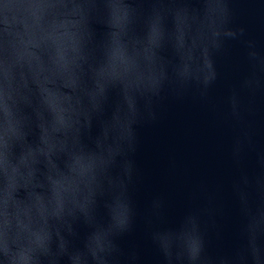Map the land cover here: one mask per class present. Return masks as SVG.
<instances>
[{
	"label": "clouds",
	"instance_id": "1",
	"mask_svg": "<svg viewBox=\"0 0 264 264\" xmlns=\"http://www.w3.org/2000/svg\"><path fill=\"white\" fill-rule=\"evenodd\" d=\"M234 7L233 0H0V264H120L118 240L134 227L136 128L155 119L164 89L172 84L179 94L195 84L205 95L217 79L214 56L234 41L248 64L239 87H264V52L235 22ZM165 43L172 61L161 56ZM227 102L239 121L237 90ZM233 188L240 222L231 255L208 254L201 228L208 210H189L175 226L150 227L163 264H264V177L252 185L254 198ZM160 207L153 199L151 214Z\"/></svg>",
	"mask_w": 264,
	"mask_h": 264
},
{
	"label": "water",
	"instance_id": "2",
	"mask_svg": "<svg viewBox=\"0 0 264 264\" xmlns=\"http://www.w3.org/2000/svg\"><path fill=\"white\" fill-rule=\"evenodd\" d=\"M234 19L264 52V7L255 0H233ZM166 61L174 60L165 43L160 50ZM216 81L201 96L190 84L179 94L169 84L153 106L155 119L137 125V148L129 195L135 210L134 227L119 238L120 264H163L162 255L148 238L150 227L175 226L189 210L201 212L206 250L212 256H230L236 245L240 222L239 198L233 185L255 193L256 177H264V87L249 93L239 87L248 70L242 45L227 43L214 56ZM237 90L241 119L230 113L227 98ZM247 131L248 137L243 136ZM238 154H233L237 139ZM247 176L249 183H242ZM159 199L158 215L151 214ZM151 219V225L146 221ZM136 260L127 259L130 252Z\"/></svg>",
	"mask_w": 264,
	"mask_h": 264
}]
</instances>
